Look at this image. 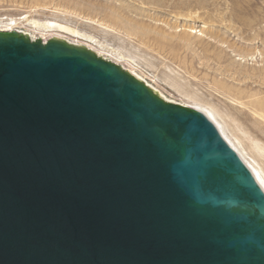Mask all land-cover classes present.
Returning a JSON list of instances; mask_svg holds the SVG:
<instances>
[{
	"label": "water",
	"instance_id": "water-1",
	"mask_svg": "<svg viewBox=\"0 0 264 264\" xmlns=\"http://www.w3.org/2000/svg\"><path fill=\"white\" fill-rule=\"evenodd\" d=\"M0 264H264V193L200 112L0 33Z\"/></svg>",
	"mask_w": 264,
	"mask_h": 264
},
{
	"label": "rangeland",
	"instance_id": "rangeland-1",
	"mask_svg": "<svg viewBox=\"0 0 264 264\" xmlns=\"http://www.w3.org/2000/svg\"><path fill=\"white\" fill-rule=\"evenodd\" d=\"M10 19L23 20L18 29L30 37L75 42L28 25L57 22L121 47L120 66L164 101L194 107L183 93H195L236 135L240 128L264 145V0H0V28Z\"/></svg>",
	"mask_w": 264,
	"mask_h": 264
},
{
	"label": "bare ground",
	"instance_id": "bare-ground-1",
	"mask_svg": "<svg viewBox=\"0 0 264 264\" xmlns=\"http://www.w3.org/2000/svg\"><path fill=\"white\" fill-rule=\"evenodd\" d=\"M19 19H23V17H19ZM22 21L23 20L16 21L14 19H10L7 22H4L0 28V33H17L19 36H23L27 39H30L31 41H41L43 44L47 43L50 40H57V41L67 43L68 45H70L72 47L84 49V50L92 53L96 57L101 58V59H103L104 56L109 57L110 60L112 59V61H109L106 58L104 60L109 61L111 63H114L120 69H122L123 71H125L126 73H128L129 75H131L132 77H134L135 79L140 81L141 83H143L148 89H150L160 99L164 100V98L158 93V91L156 89H154L149 84H147L146 82L141 80L135 73H133V71H129V70L124 69L123 67L120 66V63L118 62V60L124 59V56L121 52H119L116 49L118 46H116L115 49H114V47L108 48L107 45H105L103 42H100L98 39H96V37H94L90 34L81 33L80 32L81 30L78 31L77 29L69 27L68 25H65L62 23H57V22L39 23L37 21H30L28 25H30L34 29L38 30L40 28H43V30H54V31L59 32L60 35H68L69 37L77 39L75 42L74 41L68 42L69 41L68 39H66L65 37L59 36L58 38L57 37L51 38L47 41H46V39H43L44 40L43 41L42 38H40V37L39 38L36 36L30 37L28 33H24L23 31H19L20 29H18V25ZM102 28L104 29L103 30L104 33L109 32V31H112L113 33L115 32V29H113L109 26H103L102 25ZM80 40L85 41L86 43H81ZM105 42H107V41H105ZM118 48H121V47H118ZM122 52H124V51H122ZM114 60H116L117 62H115ZM136 60H134V61H136ZM145 79H147V78H145ZM169 80L170 79H168V81H167V79H165V81H167V83L169 82ZM169 84H171V83H169ZM175 86H177V85H175ZM178 86H179V84H178ZM176 90H179V88ZM183 91H184V89H183ZM179 94H181V93L179 92ZM183 95H184L183 96L184 98L186 97L189 99V101L191 100L190 102L192 103V106L194 105V107H190V106L185 105V104H183L181 106L193 109L197 112H200L216 127L218 133L221 135V137L224 139V141L229 145V147L238 155V157L241 159V161L244 163V165L247 167V169L252 174V177L256 181L257 185L260 187V189L264 193V145L262 143H260L258 140L253 139L252 137H247V133L242 132L241 131L242 129L240 130V128H238V126L236 124L235 129L238 128L237 135H239V132L242 133L241 137L245 138L247 141V142H244L245 140H243L240 136H237L234 133V131H233L234 128L232 127L233 125L231 126V124H233V123L230 124V123L225 122L224 121L225 119L222 120L223 116L219 112V110L216 109L214 106H212V104H209V106H207L208 104L207 105L204 104L202 102L203 100L201 101V99H199L197 97V95H195V93L191 94V92L190 93L184 92ZM165 102L172 103V102H169L166 100H165ZM173 104H176V103H173ZM227 118H228V116H227ZM229 124L233 128L232 130H230L231 127H229ZM235 131H237V130H235Z\"/></svg>",
	"mask_w": 264,
	"mask_h": 264
}]
</instances>
